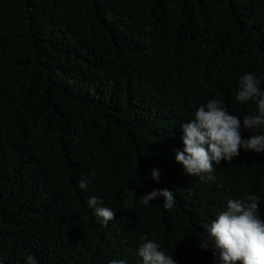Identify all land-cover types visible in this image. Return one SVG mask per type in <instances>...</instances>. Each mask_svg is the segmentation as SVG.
Returning <instances> with one entry per match:
<instances>
[{"label":"trees","instance_id":"obj_1","mask_svg":"<svg viewBox=\"0 0 264 264\" xmlns=\"http://www.w3.org/2000/svg\"><path fill=\"white\" fill-rule=\"evenodd\" d=\"M248 72L264 91V0H0V264H142L141 235L177 264H216L198 241L229 199L257 196L264 219V152L213 180L175 154L207 101L256 113L235 100ZM163 188L173 208L140 203Z\"/></svg>","mask_w":264,"mask_h":264},{"label":"clouds","instance_id":"obj_2","mask_svg":"<svg viewBox=\"0 0 264 264\" xmlns=\"http://www.w3.org/2000/svg\"><path fill=\"white\" fill-rule=\"evenodd\" d=\"M261 80L251 72L244 74L235 93L238 103L254 101L256 113L233 115L222 102L211 99L199 106L194 119L183 123L181 141L183 150L175 154L176 163L190 177L213 180L211 173L214 164L231 162L238 157L240 150L255 153L264 152V91L260 90ZM251 135L243 138L241 131ZM159 170H151V179L159 183ZM88 181L80 180L78 187L85 189ZM130 194L136 195L134 191ZM140 203L162 199L165 209L173 208V191L167 188L153 189L143 194ZM259 198L246 195L243 199H229L226 210L220 212L207 227V236L198 241L202 251H211L216 264H264V219L259 210ZM88 207L96 217L102 218L105 225L115 218V212L103 206V201L93 196L88 199ZM137 254L142 264H177L176 259L161 250V246L146 235L140 236ZM26 264H37L33 255H28ZM110 264H126L123 259L110 261Z\"/></svg>","mask_w":264,"mask_h":264}]
</instances>
